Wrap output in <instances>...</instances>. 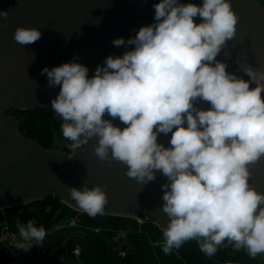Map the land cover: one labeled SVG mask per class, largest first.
Segmentation results:
<instances>
[{
	"label": "clouds",
	"instance_id": "9594fccd",
	"mask_svg": "<svg viewBox=\"0 0 264 264\" xmlns=\"http://www.w3.org/2000/svg\"><path fill=\"white\" fill-rule=\"evenodd\" d=\"M153 7V24L133 38L112 41L134 48L109 55L91 78L75 58L41 70L49 87L60 86L51 105L63 121L62 135L72 150L97 137L95 155L124 163L126 176L139 184L154 181L157 172L167 178L161 186V208L169 217L160 245L165 254L197 240L211 257L227 240L255 258L264 253V193L250 185L249 165L264 157V69L244 66V80L216 59L237 33L239 17L230 0H159ZM40 38L36 27H17L13 35L22 46ZM198 101L210 107L199 108ZM116 118L126 127L115 126ZM169 133V147L158 143L159 135ZM68 192L90 217L103 215L104 186L89 188L85 179L81 189ZM18 232L23 242L17 248L24 251L47 236L32 221Z\"/></svg>",
	"mask_w": 264,
	"mask_h": 264
},
{
	"label": "water",
	"instance_id": "95a60500",
	"mask_svg": "<svg viewBox=\"0 0 264 264\" xmlns=\"http://www.w3.org/2000/svg\"><path fill=\"white\" fill-rule=\"evenodd\" d=\"M181 3L202 5L203 0H180ZM159 0H0V206L20 202L23 205L56 192L62 201L81 210L71 200L68 188L104 186L108 197L104 213L151 217L166 226L169 217L162 211L163 189L167 178L160 172L156 179L139 184L126 176L127 165L112 160L101 161L93 146L98 138L73 156L59 149L42 147L37 141L21 134L18 119L11 110L42 108L58 117L51 101L60 86L49 87L44 67L51 69L72 62L88 67L91 78L97 66L109 56H122L134 45L116 47V38L128 40L138 30L155 22L154 4ZM239 20L234 39L228 41L216 59L225 62L229 73L244 80L249 77L240 69L250 65L264 69V6L257 0H230ZM195 23L202 22L199 16ZM17 27H36L41 38L31 44H18L13 35ZM250 87H255L251 84ZM264 95V94H262ZM197 107L207 110V102ZM60 118V117H59ZM105 119H112L107 113ZM61 119V118H60ZM113 124L126 127L118 118ZM171 133L158 136V143L169 147ZM249 183L264 193V157L249 165ZM82 211V210H81ZM264 264V253L257 255ZM41 264H58L45 256Z\"/></svg>",
	"mask_w": 264,
	"mask_h": 264
},
{
	"label": "trees",
	"instance_id": "16d2710c",
	"mask_svg": "<svg viewBox=\"0 0 264 264\" xmlns=\"http://www.w3.org/2000/svg\"><path fill=\"white\" fill-rule=\"evenodd\" d=\"M11 111L29 113L18 120L19 130L21 134L37 141L42 147L48 148L53 143L51 135L53 132H56L59 139H64L61 131L63 121L51 112L38 107ZM51 193L57 194L54 191ZM51 193L48 192L41 199L22 205L19 213V220L23 226L32 221L38 222L46 229L47 236L43 244L35 246L42 250L44 256L53 258L58 264H136V260L130 254L121 255L120 250L114 248L112 243L107 242L101 234L82 222L71 228L52 229L53 209L50 206L54 204L56 198H51ZM35 205L37 209H34ZM76 246L79 248V255L73 253ZM176 250L189 264H263L258 256L253 260L246 249L236 250L227 240L217 247L216 253L211 257L193 252L187 243ZM22 264L40 263L26 260Z\"/></svg>",
	"mask_w": 264,
	"mask_h": 264
},
{
	"label": "crops",
	"instance_id": "0c3cea01",
	"mask_svg": "<svg viewBox=\"0 0 264 264\" xmlns=\"http://www.w3.org/2000/svg\"><path fill=\"white\" fill-rule=\"evenodd\" d=\"M22 203L13 202L0 206V264H12L6 252V241L12 232L22 241L18 229L23 226L19 220ZM87 226L101 234L114 248H122L121 253L130 254L136 264H189L174 248L170 254H165L162 245L165 226L154 219L138 221L135 216H123L103 213L90 217L82 215ZM146 219V218H145ZM88 226V227H89ZM159 241L160 244L154 246ZM193 252L199 254V244L192 245Z\"/></svg>",
	"mask_w": 264,
	"mask_h": 264
},
{
	"label": "rangeland",
	"instance_id": "374dc122",
	"mask_svg": "<svg viewBox=\"0 0 264 264\" xmlns=\"http://www.w3.org/2000/svg\"><path fill=\"white\" fill-rule=\"evenodd\" d=\"M257 1L262 6H264V0H257ZM9 114H13L19 120L20 118L28 115L29 113H14V112L10 111ZM51 135L53 138V143L48 148L62 150L63 152H65L66 156L76 155L82 148L81 147L80 149L72 150L68 147V145L71 143L70 141L66 140L65 138L59 139L56 136V132L51 133ZM50 193H51V191H50ZM50 195H51V198H56L54 201V204H52L50 206L53 209V223L51 224L52 229L57 230L60 228H71L72 226L76 225L78 222H82L87 226V221L83 220V218H82V215H86V213H84L83 211L78 210V209L68 205L64 201H62L61 198H58L59 197L58 194L51 193ZM42 197L43 196L37 198L36 200L41 199ZM34 209H37L36 205L34 206ZM149 219H152V218L151 217H146V219L142 218V221L143 220H149ZM34 224L37 227L41 226L38 222H34ZM185 243H187L189 245L191 250H193L192 245L199 244L197 240H189ZM228 244H231V243L228 242ZM117 250L118 251L122 250V248L118 247ZM123 254L124 253H121V255H123ZM199 254H203L205 256V254L201 251ZM43 257H45V256L43 255L42 250H40V248H37L35 246L30 248L29 261L40 263V261L42 260ZM255 259H256V257L253 258V260H255ZM209 260H211V258H209ZM251 264H254V263H251Z\"/></svg>",
	"mask_w": 264,
	"mask_h": 264
},
{
	"label": "built area",
	"instance_id": "2783aa9c",
	"mask_svg": "<svg viewBox=\"0 0 264 264\" xmlns=\"http://www.w3.org/2000/svg\"><path fill=\"white\" fill-rule=\"evenodd\" d=\"M135 217L138 221H141L142 218H146L147 216L138 215ZM22 242L23 241L17 240V236L15 235V233L11 232L8 235V240L6 241V252L9 254V257L12 261V264H22L24 261L29 260L30 249L28 251H24V250L17 248V245L19 243H22ZM73 253L75 255H79L80 251H79V248L77 246L73 249ZM43 258H42V260H43ZM42 260L40 261V264H41Z\"/></svg>",
	"mask_w": 264,
	"mask_h": 264
}]
</instances>
